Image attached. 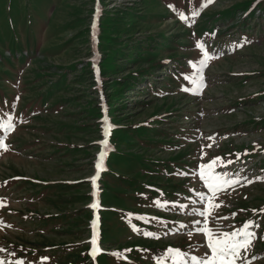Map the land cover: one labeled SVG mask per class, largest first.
I'll use <instances>...</instances> for the list:
<instances>
[{
  "label": "rangeland",
  "instance_id": "obj_1",
  "mask_svg": "<svg viewBox=\"0 0 264 264\" xmlns=\"http://www.w3.org/2000/svg\"><path fill=\"white\" fill-rule=\"evenodd\" d=\"M255 1L0 0V124L11 122L0 128L6 149H0V260L173 264L171 248L185 254L183 264L203 256L205 231L264 215V179H257L264 164H250L264 162V97L252 100L264 94V0L240 23ZM191 7L198 15L187 28L180 16L189 18ZM246 25L250 44L231 53L215 47L229 35L240 37ZM30 30L31 38L17 35ZM208 32L214 38L196 51L195 39L204 41ZM95 50L99 88L90 68ZM205 54L211 59L200 73ZM181 80L188 87H177ZM102 105L112 167L100 179L102 251L91 262L88 207ZM257 146L247 163H238L253 182L215 196L193 175L196 166H184ZM201 192L218 205L208 210L206 230L187 214L200 207ZM169 227L176 234L168 235ZM257 253L254 264H264V236L240 261Z\"/></svg>",
  "mask_w": 264,
  "mask_h": 264
},
{
  "label": "snow or ice",
  "instance_id": "obj_2",
  "mask_svg": "<svg viewBox=\"0 0 264 264\" xmlns=\"http://www.w3.org/2000/svg\"><path fill=\"white\" fill-rule=\"evenodd\" d=\"M213 0H206V4H211ZM193 17L198 15V13L194 12ZM180 18L183 20L185 17L183 14H181ZM197 47H200L203 49L202 45H197ZM211 59V57H208L207 54H205V59L202 60L201 67L197 69L198 72L202 73L203 67L206 65L207 60ZM188 79V77H186ZM200 83L197 85V91L194 94H198L200 87L203 86V77L202 75L199 77ZM105 128H104V135L105 140L102 142V151L100 153L101 159L105 156V154L110 151V148L107 144V136L109 133L110 126H107V121H105ZM0 128H4L5 130H8L11 128V122L9 121L6 125L0 124ZM0 149H5V145L3 141H0ZM6 150V149H5ZM245 153L244 155H246ZM237 159H239L241 154H236ZM219 158L213 159L208 164H201L199 166V172L198 175L200 176L201 180L205 181V184L207 185L209 191L212 193L213 196H215L216 192L220 189H222L225 186L229 185H236L240 183L239 178H233L229 176L228 173H224L222 176L215 174V167L217 165V160ZM228 163H232V161H228ZM97 168V175L99 173V170L101 169V163L98 160L96 164ZM257 179H264L257 177ZM93 185L95 186V180L96 177L92 178ZM246 183H252V180H248L245 178ZM199 199L201 202H207L210 200V197L207 196L205 193L201 192L198 194ZM0 206H3L2 201H0ZM92 207H95V205H92ZM213 207H218V205H210L209 210ZM254 212L256 210H253ZM261 212H264V209L260 210ZM202 217L206 216V213L204 211H200L196 213ZM234 215V214H233ZM224 219H227V217H224ZM199 223V222H198ZM259 227V225H254V222L249 220L244 223V225L236 230L232 231L231 233H224L223 235H218L212 230L205 231V235L207 237V247L210 249V255H205L203 257H196L192 256V264H236L238 260L244 259L241 256L242 250H247L251 242L255 239V233L251 230L253 227ZM146 235H153L151 233H146ZM192 233H189V236H191ZM93 248H92V255L93 258H95V254L99 251L97 247L96 242V234L95 230L93 232V238L91 241ZM5 251L4 249H0V252ZM168 254L172 256L173 264H182L184 253H181L178 249H168ZM114 255H118L115 254ZM47 259V258H43ZM0 264H5L4 261L0 260ZM15 264H24V261L22 259L15 260ZM158 264H163V260L158 261Z\"/></svg>",
  "mask_w": 264,
  "mask_h": 264
},
{
  "label": "trees",
  "instance_id": "obj_3",
  "mask_svg": "<svg viewBox=\"0 0 264 264\" xmlns=\"http://www.w3.org/2000/svg\"><path fill=\"white\" fill-rule=\"evenodd\" d=\"M21 26L23 27V26H25V25L22 24ZM27 30H28V29H27ZM17 35L25 36V38H31V37L34 36V30H30V31H28V32H17ZM263 95H264V94H263ZM258 97H262L261 93L256 94V95H255V98L253 99V101H254V100L256 101V100H257L256 98H258Z\"/></svg>",
  "mask_w": 264,
  "mask_h": 264
}]
</instances>
